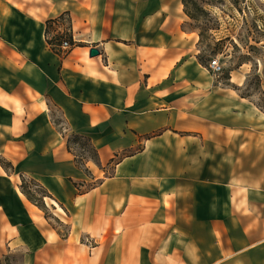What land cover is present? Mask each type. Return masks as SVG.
<instances>
[{
  "label": "crops",
  "instance_id": "obj_1",
  "mask_svg": "<svg viewBox=\"0 0 264 264\" xmlns=\"http://www.w3.org/2000/svg\"><path fill=\"white\" fill-rule=\"evenodd\" d=\"M188 19L183 0H0V254L264 264V109Z\"/></svg>",
  "mask_w": 264,
  "mask_h": 264
},
{
  "label": "rangeland",
  "instance_id": "obj_2",
  "mask_svg": "<svg viewBox=\"0 0 264 264\" xmlns=\"http://www.w3.org/2000/svg\"><path fill=\"white\" fill-rule=\"evenodd\" d=\"M187 27L200 35L202 57H217L224 65L218 74L222 83L232 76L242 96L264 109V0H183ZM69 35V29L64 30ZM61 128L64 124L60 123ZM80 158L89 155L84 139L69 138ZM75 143V144H74ZM33 198L45 205L47 193L33 181H26ZM21 252L0 254V264H20Z\"/></svg>",
  "mask_w": 264,
  "mask_h": 264
},
{
  "label": "built area",
  "instance_id": "obj_3",
  "mask_svg": "<svg viewBox=\"0 0 264 264\" xmlns=\"http://www.w3.org/2000/svg\"><path fill=\"white\" fill-rule=\"evenodd\" d=\"M70 34H72L71 31H70ZM61 35H63V39L58 45V47L60 48L62 52L68 53L73 49V47H75V41L73 40V35H72V40L68 38L65 31H63ZM209 66L212 68L213 72H215L216 74H220L224 70V65L219 61L217 57L210 60Z\"/></svg>",
  "mask_w": 264,
  "mask_h": 264
},
{
  "label": "trees",
  "instance_id": "obj_4",
  "mask_svg": "<svg viewBox=\"0 0 264 264\" xmlns=\"http://www.w3.org/2000/svg\"><path fill=\"white\" fill-rule=\"evenodd\" d=\"M184 5H186V4L184 3ZM67 36H68V38H70V39L72 40V34L69 33V35H67ZM62 39H63V35L59 34V35L54 36L53 38H49L48 40H49V43L52 44V46H53L55 49L60 50L59 47H58V45L60 44V42L62 41ZM73 138L76 139V140H77V139H83L82 137L75 136V135L73 136ZM85 142H86V144H88L87 141H85ZM71 144H72V143H71V140L69 139V146H71ZM74 144H75V143H74ZM71 147H72V146H71ZM85 147H86V149L89 148L88 145H87V146H80L81 149H82V148L84 149ZM21 188H22L23 192L27 195V197H28L30 200H32L33 202H35V203L38 204L39 206L46 208L44 204H43V205H40V204L38 203L37 199L33 198L32 193H31V191L29 190L30 187L27 186V184H26L25 181H23V184H22Z\"/></svg>",
  "mask_w": 264,
  "mask_h": 264
},
{
  "label": "water",
  "instance_id": "obj_5",
  "mask_svg": "<svg viewBox=\"0 0 264 264\" xmlns=\"http://www.w3.org/2000/svg\"><path fill=\"white\" fill-rule=\"evenodd\" d=\"M90 53H91V55H97V54L99 53V50L96 49V48H92V49L90 50Z\"/></svg>",
  "mask_w": 264,
  "mask_h": 264
}]
</instances>
